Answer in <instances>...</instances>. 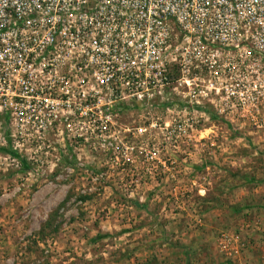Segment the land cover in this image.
<instances>
[{"label":"built area","instance_id":"obj_1","mask_svg":"<svg viewBox=\"0 0 264 264\" xmlns=\"http://www.w3.org/2000/svg\"><path fill=\"white\" fill-rule=\"evenodd\" d=\"M166 95L177 102L159 111ZM257 103L264 0H0L5 170L73 159L90 180L118 168L140 182L190 146L198 124L183 114Z\"/></svg>","mask_w":264,"mask_h":264},{"label":"rangeland","instance_id":"obj_2","mask_svg":"<svg viewBox=\"0 0 264 264\" xmlns=\"http://www.w3.org/2000/svg\"><path fill=\"white\" fill-rule=\"evenodd\" d=\"M162 99L159 111L177 102ZM255 105L183 114L198 124L190 146L162 152L169 161L140 182L118 168L90 180L95 170L68 169L73 159L47 173L1 166L0 264H264V103Z\"/></svg>","mask_w":264,"mask_h":264},{"label":"trees","instance_id":"obj_3","mask_svg":"<svg viewBox=\"0 0 264 264\" xmlns=\"http://www.w3.org/2000/svg\"><path fill=\"white\" fill-rule=\"evenodd\" d=\"M26 167H27V166H25V168H26ZM25 168H24V169H25Z\"/></svg>","mask_w":264,"mask_h":264}]
</instances>
